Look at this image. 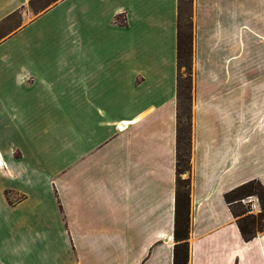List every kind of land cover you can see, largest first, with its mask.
<instances>
[{"label":"crops","instance_id":"crops-1","mask_svg":"<svg viewBox=\"0 0 264 264\" xmlns=\"http://www.w3.org/2000/svg\"><path fill=\"white\" fill-rule=\"evenodd\" d=\"M191 3L188 263L264 264V0ZM181 4L0 0V264H174Z\"/></svg>","mask_w":264,"mask_h":264},{"label":"trees","instance_id":"trees-1","mask_svg":"<svg viewBox=\"0 0 264 264\" xmlns=\"http://www.w3.org/2000/svg\"><path fill=\"white\" fill-rule=\"evenodd\" d=\"M193 32L190 35H186L183 33L181 24L178 26V38H177V60L180 70L184 69L185 75L184 79L182 78V74L179 73L178 77V99H179V108L177 113L178 125L177 127V162H176V186L177 191L175 195V230L173 232L175 245L173 247V255H174V264H189V251H188V230L190 227L189 221V190L190 183L189 180H181L180 175V148L179 145L181 143V114L180 108L182 106L181 101V92L183 88L191 87V73H192V56H193ZM188 81V83H187ZM187 187L186 193H181L179 188ZM256 196L258 202L260 204V215L255 217L253 214H249V210L246 212L235 211L233 207L231 208L232 215L237 219V225L239 230L241 231V235L243 239L247 242L250 241L257 232L264 231V187L258 181H250L248 183H244L239 187L235 188L231 192L225 194L224 199L228 206H232L233 204L240 203L244 200V198Z\"/></svg>","mask_w":264,"mask_h":264},{"label":"rangeland","instance_id":"rangeland-1","mask_svg":"<svg viewBox=\"0 0 264 264\" xmlns=\"http://www.w3.org/2000/svg\"><path fill=\"white\" fill-rule=\"evenodd\" d=\"M192 0H182L181 4V26L183 33L186 35H190L192 32V25H191V3ZM192 65V63H191ZM192 71V70H191ZM182 73H185L184 69H182ZM193 72L190 74L191 76V87L190 88H183L181 92V101L182 106L180 108V114H181V125H180V132H181V143L179 145L180 148V170L181 180H189L191 170H190V152H191V108H192V91H193V78H192ZM185 75L182 74V78L184 79ZM188 83V81H187ZM181 193H186L187 187H184V184H182V187L179 188ZM253 198H256V196H252ZM250 198V197H248ZM248 198H244V201ZM257 199V198H256ZM258 200V199H257ZM244 201L237 203L233 206V209L235 211H248L250 209L251 203H244ZM251 201V200H249ZM259 203V202H258ZM260 208V204H259ZM261 210V208H260ZM255 217H258L260 215L259 213L256 214V211L253 212ZM256 214V215H255Z\"/></svg>","mask_w":264,"mask_h":264},{"label":"built area","instance_id":"built-area-1","mask_svg":"<svg viewBox=\"0 0 264 264\" xmlns=\"http://www.w3.org/2000/svg\"><path fill=\"white\" fill-rule=\"evenodd\" d=\"M1 165H2V163L0 162V166ZM249 200H251V201H249ZM246 201H249L251 203V205H250V209L251 210H249L250 211L249 213H252L254 211L259 213L261 211L260 208H259L258 200L256 198L250 197Z\"/></svg>","mask_w":264,"mask_h":264}]
</instances>
